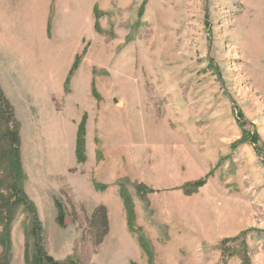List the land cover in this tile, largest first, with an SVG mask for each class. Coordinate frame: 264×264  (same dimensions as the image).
<instances>
[{"label": "rangeland", "instance_id": "1", "mask_svg": "<svg viewBox=\"0 0 264 264\" xmlns=\"http://www.w3.org/2000/svg\"><path fill=\"white\" fill-rule=\"evenodd\" d=\"M45 2L0 0V264H264V0Z\"/></svg>", "mask_w": 264, "mask_h": 264}, {"label": "trees", "instance_id": "2", "mask_svg": "<svg viewBox=\"0 0 264 264\" xmlns=\"http://www.w3.org/2000/svg\"><path fill=\"white\" fill-rule=\"evenodd\" d=\"M97 11H98V9L94 8L93 12H94V15L96 17V20L98 19ZM97 22L95 23L94 28H95V30L98 31V23ZM85 51H86V49H85ZM79 61H80V56H78V58L76 59V61L73 64V67H72L71 71L69 72L68 76L72 75V73L74 71H76ZM69 82H70V79L67 77V79L65 81V85L68 86ZM92 88H93V86H92ZM92 92L94 93L96 91L93 89ZM3 98L4 97H3L2 93H0V102H2L4 100ZM3 110H4L3 113L0 112V114L2 115V118L0 117V139L4 140L7 137L9 140V143L12 147L14 145H19L20 144L19 143V131H18L19 127L16 124L15 129H13V131L11 130V128L9 129L8 124L10 121L6 120V119H8V116L10 115L12 109H11V106L9 105V103H7L5 100H4V104H3ZM3 118H6L5 120L8 124L5 123V120ZM12 120H13V118H12ZM86 124H87V116H86V114H84L82 120L80 121V123L78 125L77 134H76L75 154H76L78 162H83L85 160V157L83 155V148H84V144H85L84 137H85V132H86ZM3 125H4L5 129L3 128ZM245 138L246 137H243L241 142H244L243 140H245ZM248 139H247L248 141H251V142L253 141V143L255 144L257 141V135L253 134V135H251V137L248 136ZM12 150L13 149H6V150L3 149L1 151V153H3L4 159H5L4 161L8 162L9 171L13 173L14 179L13 178H11V179L15 183H17L15 185H13L12 196L17 197V200H15L16 198L12 199L13 205H16L17 207H21V206L28 204L27 197L25 195H23V193H22L23 185H24V182L26 180V177H25V174L23 172L22 165L20 163V153H19L20 150H19V148L17 149L19 152L17 150L16 151H12ZM210 175H211V172L209 174H207L203 180H200V181L192 184V186H194V189L203 186L206 182V178H208ZM123 196H126V195H123ZM123 196H121V197H123ZM123 201L125 204H128V203L130 204V200L127 197H124ZM129 204L126 205V207L129 206ZM128 211L132 212V217H133L134 212H133L131 207H130V209H128ZM61 217L62 216H60L59 218H61ZM59 221H60V219H59ZM130 224H131V222H128V225H130ZM32 231H33V236H35V238L37 236V239H38L39 234H41V227H40L39 222L37 221L36 218H35V222H33ZM224 242H226V241H224ZM37 250L38 251L35 254V259H36L37 264H59L56 261H54L52 258L46 256L43 253L41 247L37 246ZM27 264H29L28 260H27ZM68 264H77V263L70 261Z\"/></svg>", "mask_w": 264, "mask_h": 264}, {"label": "crops", "instance_id": "3", "mask_svg": "<svg viewBox=\"0 0 264 264\" xmlns=\"http://www.w3.org/2000/svg\"><path fill=\"white\" fill-rule=\"evenodd\" d=\"M58 2V0H46V9L48 10V13H47V16H46V23H47V21L49 20V17H50V13L49 12H51L52 10H53V8H55V5H56V3ZM87 3H88V0H87ZM89 7L91 8L92 7V5L90 6V3H89ZM94 8H97L96 6H94ZM94 8H93V10H94ZM94 13V12H93ZM50 14V15H49ZM73 67V66H72ZM70 69H72V68H70ZM71 71V70H70ZM69 71V72H70Z\"/></svg>", "mask_w": 264, "mask_h": 264}]
</instances>
